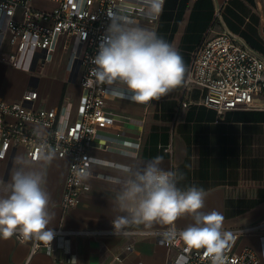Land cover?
Here are the masks:
<instances>
[{
    "label": "crops",
    "instance_id": "crops-1",
    "mask_svg": "<svg viewBox=\"0 0 264 264\" xmlns=\"http://www.w3.org/2000/svg\"><path fill=\"white\" fill-rule=\"evenodd\" d=\"M225 2L166 0L156 23L140 21L134 26L154 31L179 51L187 69L186 79L192 51L202 43L213 26L215 11ZM33 4L45 10L55 6L42 0H34ZM224 13L235 18V26L251 39L252 45L264 49L262 0H231ZM63 45L64 39H60L53 62L31 72L0 62V97L12 103L35 90L48 108L59 110L68 102L75 118L82 95L80 68H72L71 50L75 43L68 50ZM48 66L49 76L37 78V71ZM112 90L106 111L116 123L95 141L92 175L87 179L91 190L82 194L76 208L64 213L61 207L68 161L52 155L50 161L34 164L43 172L44 187L50 195L52 220L48 228L77 234L57 237L50 248L32 256L34 239L20 243L15 236L0 237V264H167L169 256L174 258L176 253L170 254L158 236L102 234L115 231L112 221L123 215L111 205L119 187L114 181L123 176L121 169L142 168L157 156L163 157V169L183 175L177 183L179 188L195 185L204 189L207 195L201 211L220 212L223 229L264 224V109L232 111L219 117L215 110L201 104L205 91H186L185 80L160 100L147 104L133 101L124 87ZM18 156L26 158L25 151L18 149L9 161L0 162V196L8 194ZM192 223L190 216H184L175 226L184 229ZM167 227L153 223L151 227L131 225L122 230L162 231ZM89 231L99 234L84 233ZM251 245L256 249L254 242Z\"/></svg>",
    "mask_w": 264,
    "mask_h": 264
},
{
    "label": "built area",
    "instance_id": "built-area-1",
    "mask_svg": "<svg viewBox=\"0 0 264 264\" xmlns=\"http://www.w3.org/2000/svg\"><path fill=\"white\" fill-rule=\"evenodd\" d=\"M33 1L0 0V62L31 72L53 62L60 39H64V50L74 42L71 60L72 68H80V105L73 118L68 102L59 110L48 108L35 90H29L17 102L0 97V162L9 161L18 149H23L33 164L42 162V153L67 160L61 200L63 212L67 213L79 205L83 193L91 190L87 179L92 175L95 141L116 123L106 111V104L112 88L123 86L99 83L92 75L93 59L110 23L109 14L125 15L134 26L140 21L156 23L162 12L149 16L145 0H42L55 5L50 10L34 6ZM229 1L215 11L212 28L192 51L185 79V90H204L201 104L215 110L219 117L232 111L264 109V56L229 29L224 13ZM170 230L168 226L162 231L121 230L118 234L158 236L170 254L176 253L174 258L169 256L167 264H210L203 249L189 250L178 236L168 237ZM176 230L178 233L182 229ZM223 231L232 234L224 252L225 264H264V224ZM53 233L52 241L34 239L31 256L50 248L57 237L77 234L62 228ZM255 235L261 239V255L252 247L241 245L244 237ZM14 236L20 243L27 242Z\"/></svg>",
    "mask_w": 264,
    "mask_h": 264
},
{
    "label": "clouds",
    "instance_id": "clouds-1",
    "mask_svg": "<svg viewBox=\"0 0 264 264\" xmlns=\"http://www.w3.org/2000/svg\"><path fill=\"white\" fill-rule=\"evenodd\" d=\"M164 0H145L149 16L163 11ZM106 34L93 59L92 75L102 84H119L141 104L160 100L181 86L187 71L179 51L154 31L132 26L125 15L110 13ZM135 157V153L131 154ZM52 154L41 155L50 161ZM162 156L141 167L121 169L123 176L114 183L119 187L111 205L123 215L113 221L115 234L131 225L151 227L153 223L170 226L169 238H178L189 250L203 249L210 264H225L224 252L232 239L223 231V215L212 210L203 212L207 193L195 185L177 186L183 175L161 167ZM8 194L0 196V237L18 235L21 242L38 239L52 241L50 195L44 174L25 157L16 158ZM190 216L193 223L177 233L175 222ZM73 262L76 260L73 259Z\"/></svg>",
    "mask_w": 264,
    "mask_h": 264
},
{
    "label": "rangeland",
    "instance_id": "rangeland-1",
    "mask_svg": "<svg viewBox=\"0 0 264 264\" xmlns=\"http://www.w3.org/2000/svg\"><path fill=\"white\" fill-rule=\"evenodd\" d=\"M262 4H263V6H264V1L262 0ZM225 20H226V22H227V24L229 25V28H230V30L233 32V33H236V34H239L248 44H249V46L252 48V49H254V50H257L261 55H263L264 56V49L263 48H260V47H258L256 44H253L252 45V41H251V39L250 38H248L246 35H244L243 34V31L240 29V27H238V26H235V18H233V17H229V16H227V14L225 15ZM239 20V19H238ZM50 66H48V67H46L44 70H38L37 71V78H42V77H48L49 76V68ZM47 74H48V76H47ZM256 237H253V238H251L252 236H249V237H247L246 236V239L247 240H241V243H242V246H244V245H248V246H251L252 247V245H251V243H253L254 242V244H255V246H257L256 247V249L258 248V251L256 250V252L259 254V253H261V251L260 250H262L261 248H262V245H261V239H260V237H259V235H255ZM245 239V238H244ZM253 248V247H252Z\"/></svg>",
    "mask_w": 264,
    "mask_h": 264
},
{
    "label": "trees",
    "instance_id": "trees-1",
    "mask_svg": "<svg viewBox=\"0 0 264 264\" xmlns=\"http://www.w3.org/2000/svg\"><path fill=\"white\" fill-rule=\"evenodd\" d=\"M165 4H166V2H165ZM165 7V6H164ZM164 10V9H163ZM227 23V22H226ZM228 25V24H227ZM228 27H229V25H228ZM230 29V28H229Z\"/></svg>",
    "mask_w": 264,
    "mask_h": 264
}]
</instances>
